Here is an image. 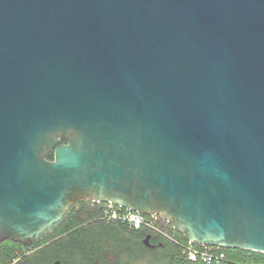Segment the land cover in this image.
Segmentation results:
<instances>
[{
    "label": "water",
    "instance_id": "obj_1",
    "mask_svg": "<svg viewBox=\"0 0 264 264\" xmlns=\"http://www.w3.org/2000/svg\"><path fill=\"white\" fill-rule=\"evenodd\" d=\"M82 201L264 254V0H0V243Z\"/></svg>",
    "mask_w": 264,
    "mask_h": 264
},
{
    "label": "trees",
    "instance_id": "obj_2",
    "mask_svg": "<svg viewBox=\"0 0 264 264\" xmlns=\"http://www.w3.org/2000/svg\"><path fill=\"white\" fill-rule=\"evenodd\" d=\"M46 158L53 160V151ZM101 214L100 207L82 201L37 244L26 247L11 241L0 243V264H204L187 258L182 247L187 240L170 224L168 231L178 244L145 228L102 219ZM146 236L151 248L143 243ZM155 249L160 250L159 258L153 255L155 259L151 260L150 253ZM224 252V264H264V254L230 249Z\"/></svg>",
    "mask_w": 264,
    "mask_h": 264
},
{
    "label": "built area",
    "instance_id": "obj_3",
    "mask_svg": "<svg viewBox=\"0 0 264 264\" xmlns=\"http://www.w3.org/2000/svg\"><path fill=\"white\" fill-rule=\"evenodd\" d=\"M90 202L91 206L101 208L102 219L120 222L135 229L145 228L178 244L174 235L168 231L169 223L157 215H144L118 207L112 203ZM182 247L183 252L190 261H200L204 264H224L227 260L223 248L198 245L191 241H187Z\"/></svg>",
    "mask_w": 264,
    "mask_h": 264
},
{
    "label": "rangeland",
    "instance_id": "obj_4",
    "mask_svg": "<svg viewBox=\"0 0 264 264\" xmlns=\"http://www.w3.org/2000/svg\"><path fill=\"white\" fill-rule=\"evenodd\" d=\"M90 205H91V203H90ZM159 253H160V250H158V249H155V252H152V253H150V258L149 259H155V257L153 256V255H155L156 256V258H159ZM160 260H162V258L160 259ZM145 264V263H144Z\"/></svg>",
    "mask_w": 264,
    "mask_h": 264
},
{
    "label": "flooded vegetation",
    "instance_id": "obj_5",
    "mask_svg": "<svg viewBox=\"0 0 264 264\" xmlns=\"http://www.w3.org/2000/svg\"><path fill=\"white\" fill-rule=\"evenodd\" d=\"M91 203V202H90Z\"/></svg>",
    "mask_w": 264,
    "mask_h": 264
}]
</instances>
